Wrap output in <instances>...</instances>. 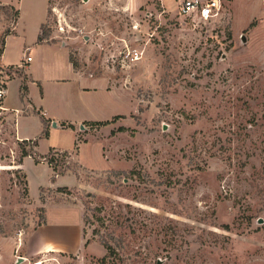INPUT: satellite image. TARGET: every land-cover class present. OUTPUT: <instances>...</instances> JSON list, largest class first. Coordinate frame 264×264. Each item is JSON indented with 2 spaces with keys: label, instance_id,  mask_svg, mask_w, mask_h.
I'll use <instances>...</instances> for the list:
<instances>
[{
  "label": "rangeland",
  "instance_id": "rangeland-1",
  "mask_svg": "<svg viewBox=\"0 0 264 264\" xmlns=\"http://www.w3.org/2000/svg\"><path fill=\"white\" fill-rule=\"evenodd\" d=\"M181 1L51 0L41 36L108 81L120 112L84 123L83 152L51 153L52 175L78 181L69 193L37 188L38 169L28 194L0 109V264H264V0H224L206 22L180 20ZM17 20L0 5V39ZM74 145L56 130L27 149ZM59 210L82 248L37 251L35 227Z\"/></svg>",
  "mask_w": 264,
  "mask_h": 264
},
{
  "label": "crops",
  "instance_id": "crops-1",
  "mask_svg": "<svg viewBox=\"0 0 264 264\" xmlns=\"http://www.w3.org/2000/svg\"><path fill=\"white\" fill-rule=\"evenodd\" d=\"M133 1L137 4L143 0ZM50 2L51 0H0L1 6L11 5L18 11V20L5 36V44L0 52V78H7L2 113L13 117L14 136L19 141H43L51 138L56 130H69L75 135L74 148L70 151L62 146L51 148L72 153L79 146L83 152L89 145L81 143L78 138L79 129L84 123L111 121L120 111L115 110V94L109 88V82L78 70L64 43L46 39L38 41L42 35V26L47 22ZM28 55L32 57L30 62L27 61ZM12 65L23 68L27 75L25 99L22 98V79L10 77L6 70L1 69ZM45 129L49 131V136L42 138ZM17 167L27 174L30 194L33 192V170H45L35 180L37 188L72 187L78 183L75 180L73 183L63 184L61 180L67 175H52L53 168L46 161L36 162L33 156L25 157L23 164ZM59 211L56 218H52L48 212L46 221L44 217L42 224L34 230L30 245L37 251L63 253L66 250L78 252L82 248L80 226L68 223L64 220L66 212ZM72 212L70 213L76 218L79 217V211Z\"/></svg>",
  "mask_w": 264,
  "mask_h": 264
},
{
  "label": "trees",
  "instance_id": "trees-1",
  "mask_svg": "<svg viewBox=\"0 0 264 264\" xmlns=\"http://www.w3.org/2000/svg\"><path fill=\"white\" fill-rule=\"evenodd\" d=\"M18 12V11H17ZM9 33V32H8ZM7 33V34H8ZM6 34V35H7ZM44 40V38L40 35L39 38H38V41L39 42H42ZM4 44H5V38H1L0 39V52H2V48L4 47ZM3 68V67H2ZM4 69V68H3ZM7 71V73L9 74L10 77H13V76H17V77H20L22 79V86H21V91H22V98L25 99L26 98V92H27V82H28V78H27V75L24 71L23 68L21 67H16V66H7V68L5 69ZM116 117H119V116H115L114 118ZM113 118V119H114ZM106 123H108V121H106ZM121 129V128H120ZM49 136V131L47 129L44 130V134L42 136V138H46ZM19 141V140H18ZM21 144L20 146H22V152H21V156H20V159L17 161V165H21L23 164V159L27 156H33V152L30 151L29 149H27V146H31V147H35L37 148L38 144H39V139H34V140H23V141H19ZM78 147V146H77ZM54 151H57L55 148H51L48 153L46 154H41V153H37L35 152V156H33L35 158V161L36 162H41V161H47L50 166H52L54 168V170H56V167L54 165V161H56V158H55V155H52L51 153L54 152ZM51 154V155H50ZM63 156L64 158H69L72 156V153L68 152V151H63ZM21 168H17L16 170H20ZM58 174H64L63 172H58ZM25 177H26V187L27 189H25V191H27V193L29 194V189H28V180H27V175L25 174ZM59 191L61 192H65V193H69L72 189L68 186H63V187H58L57 188ZM105 209V206L103 208V205L100 206L98 208V211L99 212H102L104 211ZM98 220L102 221L103 222V218L101 217H98ZM43 221H41L36 227L35 229H37V227L39 225L42 224ZM97 232L95 231V234ZM99 233V232H98ZM89 242V241H88ZM87 245V243H86ZM104 246L105 248L107 249L108 253L111 255V254H118L117 251H116V247H114L112 244H109L107 240L104 241ZM105 257L102 258V260H104Z\"/></svg>",
  "mask_w": 264,
  "mask_h": 264
},
{
  "label": "built area",
  "instance_id": "built-area-1",
  "mask_svg": "<svg viewBox=\"0 0 264 264\" xmlns=\"http://www.w3.org/2000/svg\"><path fill=\"white\" fill-rule=\"evenodd\" d=\"M224 0H182L178 9L179 19L182 21L206 22L219 17L223 10ZM32 60L31 55L27 61ZM6 86L0 82V109L3 110V100Z\"/></svg>",
  "mask_w": 264,
  "mask_h": 264
}]
</instances>
